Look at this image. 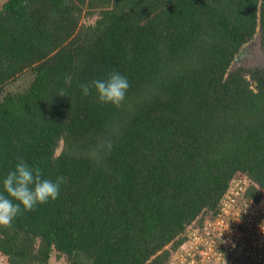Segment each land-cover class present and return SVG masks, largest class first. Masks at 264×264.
Masks as SVG:
<instances>
[{"label":"trees","instance_id":"trees-1","mask_svg":"<svg viewBox=\"0 0 264 264\" xmlns=\"http://www.w3.org/2000/svg\"><path fill=\"white\" fill-rule=\"evenodd\" d=\"M258 32L264 0H6L0 193L18 158L65 181L0 227L7 264H169L235 179L263 202L264 66L232 68ZM112 72L120 107L84 96Z\"/></svg>","mask_w":264,"mask_h":264},{"label":"built area","instance_id":"built-area-1","mask_svg":"<svg viewBox=\"0 0 264 264\" xmlns=\"http://www.w3.org/2000/svg\"><path fill=\"white\" fill-rule=\"evenodd\" d=\"M246 184L233 181L217 218L193 229L169 264H264V201L244 200Z\"/></svg>","mask_w":264,"mask_h":264},{"label":"clouds","instance_id":"clouds-1","mask_svg":"<svg viewBox=\"0 0 264 264\" xmlns=\"http://www.w3.org/2000/svg\"><path fill=\"white\" fill-rule=\"evenodd\" d=\"M65 83H71L70 76L65 78ZM129 86L127 78L118 72L110 73L107 79H96L90 84L80 85L84 96L95 89L99 103L115 107L121 106ZM58 95L63 96V93ZM64 182L62 176L55 181L43 179L40 167L30 166L18 158L15 168L3 179V190L7 195L0 193V227L9 229L22 212L34 211L37 205L55 201Z\"/></svg>","mask_w":264,"mask_h":264},{"label":"rangeland","instance_id":"rangeland-1","mask_svg":"<svg viewBox=\"0 0 264 264\" xmlns=\"http://www.w3.org/2000/svg\"><path fill=\"white\" fill-rule=\"evenodd\" d=\"M6 0H0V9L3 7V4ZM97 19V16L95 17H84L83 23L89 24L94 22ZM239 66H243L246 68H252L255 66H264V52L261 48V42H260V35L259 32L255 39L249 43L240 54L239 58L233 63L232 68H236ZM28 81V73L23 75L18 81L10 83V85L7 87L8 90L16 89L20 85H24ZM58 150V152H60ZM201 230L200 228H198ZM184 249V248H183ZM176 253L172 256L175 258ZM0 264H7L6 257L0 252ZM49 264H68L66 258L64 256H58L57 252H54L52 254L51 260Z\"/></svg>","mask_w":264,"mask_h":264}]
</instances>
